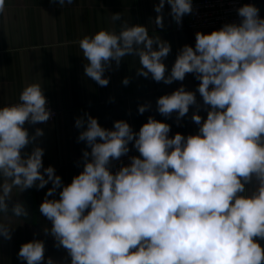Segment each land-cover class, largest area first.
<instances>
[{"label":"clouds","instance_id":"1","mask_svg":"<svg viewBox=\"0 0 264 264\" xmlns=\"http://www.w3.org/2000/svg\"><path fill=\"white\" fill-rule=\"evenodd\" d=\"M50 2L63 8L74 0ZM5 4L0 0V14ZM166 4L177 25L193 12L192 0H159L154 11L161 29ZM237 13L239 23L197 32L195 46L180 49L170 72L164 60L171 45L146 26L125 20L118 33L102 29L80 39L84 74L102 87L113 62L118 69L127 56L138 57L137 76L166 85L194 74L203 103L182 85L158 98L157 111L176 113L179 123L195 106L198 132L169 137L170 125L151 116L138 132L125 120L107 129L85 113L75 120L78 141L86 144L83 170L64 185L54 167H44L43 129L30 134L25 127L53 116L42 86L29 84L18 103L0 107V214L28 219L24 202H13V189L51 183L39 206L51 223L43 231L66 250L70 264H264V18L254 4ZM150 107L140 105L138 112ZM130 142L139 155L113 172L112 162L129 153ZM58 190L59 198L49 199ZM12 231L0 223V237L11 240ZM45 251V242L33 239L21 245L18 258L56 264Z\"/></svg>","mask_w":264,"mask_h":264},{"label":"crops","instance_id":"2","mask_svg":"<svg viewBox=\"0 0 264 264\" xmlns=\"http://www.w3.org/2000/svg\"><path fill=\"white\" fill-rule=\"evenodd\" d=\"M159 0H74L71 5L61 8L50 0H6L5 10L0 14V105L19 102L23 88L32 83H39L46 98H49L57 111L55 120L43 124L25 126L33 134L35 128H41L44 135L38 144L44 149V167L52 166L63 184H70L73 177L83 170L82 153L86 150L85 142H79L81 129L75 127V120L85 113L97 118L99 124L112 129L114 122L125 120L138 132L147 122L149 116L170 125L169 137L176 133L184 136L194 135L199 126L192 120L191 106L189 113L176 120V113L164 117L157 111V100L163 95L174 92L182 85L188 91L196 93V99L202 104V97L197 88L199 81L194 74H187L184 81H174L171 85L137 76L139 59L127 56L119 68L113 62L112 70L106 71L109 84L99 86L84 74L87 63L79 47V40L92 36L104 29L120 31L122 21L129 25L146 26L150 36H159L169 42L171 52L164 60L168 71L184 45L195 46L197 32L211 33L219 30L204 28L197 31L185 29L186 15L180 25L169 15L170 6L165 5L164 28L155 25L157 13L154 5ZM260 17L264 18V0H254ZM120 13L121 20L113 21L112 14ZM129 78L124 85L123 79ZM150 104V109L143 114L138 108ZM199 114L206 118L207 113L201 109ZM129 143V152L139 155ZM29 145L26 151H31ZM90 151V149H87ZM2 182V181H0ZM32 188L20 193L13 189V202L22 201L29 211V218H16L0 214V223L12 227L11 240L0 237V264H26L18 258L22 244L40 239L45 242V257H52L56 264H70V258L62 247H55V240L45 235L44 228L51 223L39 211L48 188ZM248 189L250 193L254 186ZM59 190L55 197L59 198ZM264 246V241H260Z\"/></svg>","mask_w":264,"mask_h":264},{"label":"built area","instance_id":"3","mask_svg":"<svg viewBox=\"0 0 264 264\" xmlns=\"http://www.w3.org/2000/svg\"><path fill=\"white\" fill-rule=\"evenodd\" d=\"M244 4L255 5V2L254 0H192L193 12L186 15L184 27L189 31H197L204 28H215L223 26L227 23H239L241 18L238 16L237 9ZM46 99L48 102V107L52 110L53 113L52 118L48 121L51 122L55 120L57 111L52 105L51 100L49 98ZM3 106L5 105H0V107ZM25 126L29 125L26 124ZM131 156L138 155L134 152H129L119 161H113L111 170L115 172L122 165L129 164V158Z\"/></svg>","mask_w":264,"mask_h":264}]
</instances>
